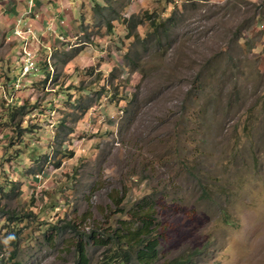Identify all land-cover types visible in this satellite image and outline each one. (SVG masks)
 <instances>
[{"label":"rangeland","instance_id":"374dc122","mask_svg":"<svg viewBox=\"0 0 264 264\" xmlns=\"http://www.w3.org/2000/svg\"><path fill=\"white\" fill-rule=\"evenodd\" d=\"M14 5L1 0L0 248L13 210L30 214L22 264H78L79 241L101 264L88 233L151 196L162 260L264 264V0H71L66 29L55 12L47 22L59 29L38 71L25 35L47 19L14 25Z\"/></svg>","mask_w":264,"mask_h":264},{"label":"trees","instance_id":"16d2710c","mask_svg":"<svg viewBox=\"0 0 264 264\" xmlns=\"http://www.w3.org/2000/svg\"><path fill=\"white\" fill-rule=\"evenodd\" d=\"M101 7L100 5L97 7ZM144 20H152L150 33L156 36L163 32H166L164 27V20L155 15L144 14ZM153 17V18H152ZM143 21V20H141ZM143 22H140L141 24ZM132 30V27L128 26V31ZM16 183V182H14ZM3 190V189H2ZM0 188V192L2 191ZM5 193V192H4ZM151 196H145L137 201L131 212L132 218L127 221H122L121 227H116L114 230H106L101 232L104 235L95 233L94 231L88 233V238L96 240L101 246H106V254L104 261L101 264H191L192 260L189 258H174L172 260L164 259L161 256V240L165 241L163 234V228L159 232V219L156 216V199H150ZM5 210V209H4ZM30 214L26 217L23 213L15 212L13 210L6 211L2 217H7L5 221L12 226L10 230L4 236V239L8 242L2 243L0 248V254L2 258L0 261L4 264H22L20 255L18 253V238L17 227L21 222L28 220ZM66 229L73 231L76 234L77 228L70 224H66ZM62 228L59 226H53L50 232L52 239L56 240L62 232ZM2 242V241H1ZM78 264H89L87 258V245L83 241H79L77 248Z\"/></svg>","mask_w":264,"mask_h":264},{"label":"crops","instance_id":"0c3cea01","mask_svg":"<svg viewBox=\"0 0 264 264\" xmlns=\"http://www.w3.org/2000/svg\"><path fill=\"white\" fill-rule=\"evenodd\" d=\"M48 1H49L48 2L49 5H53L54 6V10H56L58 6H63V5H68V8H65V7L61 8L60 7V8L57 9V12H55V11L50 12L48 9L39 10V7L41 6V5H39L40 4L39 0H17V5H14L13 8H11L12 9V19L10 20V22L13 23L14 25L17 24V17H15L16 15L19 18H22L24 16V17H26L27 20H30L32 18H31V16H27V13H33V14H35V13L37 14L38 13V17H42L44 19H47V20L42 21L43 24H45V28L42 26V24H39L35 28L31 27L33 36H30V33H26V35H25L27 38H30L29 42H31V43L29 45H31V47H33V48L34 47L37 48L35 59H39L40 57H42L44 50L50 44L49 43V39H48L49 36L53 35L55 37V34L50 35L51 31H53V32L56 31L57 32V30L59 29L55 24L50 25V27L47 24V22H51L53 17H54L52 15V13L55 12V14L60 19H61V17H64V19H62L61 22H63V24H66V25L65 26L61 25L62 29H66L68 23L72 22V20H73L72 17L68 18V14H66L65 12H64V16L62 15V13H59V12L62 11V9L65 10L66 12H68V11L72 12V9H71V6H70L71 5V0H66L65 3L61 4V5L59 3L61 0H48ZM27 2L29 3V7H30L29 9H26L24 7V4H26ZM31 7L34 8V10L32 12H30ZM38 10H39V12H38ZM1 11L2 10H1V0H0V12ZM44 11L49 13V14H46ZM54 18H56V17H54ZM65 34L68 37H70L68 30L65 31ZM22 46H23V44H22ZM48 49H49V46H48ZM18 50H19L18 52H20V54H21L22 50L20 51L19 47H18ZM45 54L47 55L48 52H45Z\"/></svg>","mask_w":264,"mask_h":264},{"label":"built area","instance_id":"2783aa9c","mask_svg":"<svg viewBox=\"0 0 264 264\" xmlns=\"http://www.w3.org/2000/svg\"><path fill=\"white\" fill-rule=\"evenodd\" d=\"M25 70L30 71L32 68L35 66V62L33 58H28L27 61L25 62Z\"/></svg>","mask_w":264,"mask_h":264},{"label":"clouds","instance_id":"9594fccd","mask_svg":"<svg viewBox=\"0 0 264 264\" xmlns=\"http://www.w3.org/2000/svg\"><path fill=\"white\" fill-rule=\"evenodd\" d=\"M16 33H17V34H16ZM18 33H20V32H17V26H15V27H14V34L20 36L22 40H26V39H23L22 36H21L23 33H21V34H18ZM24 35H25V34H24ZM25 37H26V36H25ZM27 42H28V39H27L26 43H27ZM33 60H34V62H35V66H34V68H32L30 71H32V70L38 71L37 61H36V59H33Z\"/></svg>","mask_w":264,"mask_h":264}]
</instances>
